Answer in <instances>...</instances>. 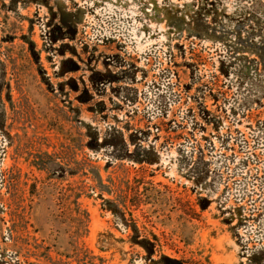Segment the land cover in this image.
I'll return each instance as SVG.
<instances>
[{"label": "rangeland", "instance_id": "374dc122", "mask_svg": "<svg viewBox=\"0 0 264 264\" xmlns=\"http://www.w3.org/2000/svg\"><path fill=\"white\" fill-rule=\"evenodd\" d=\"M262 40L264 0H0V264H253Z\"/></svg>", "mask_w": 264, "mask_h": 264}, {"label": "trees", "instance_id": "16d2710c", "mask_svg": "<svg viewBox=\"0 0 264 264\" xmlns=\"http://www.w3.org/2000/svg\"><path fill=\"white\" fill-rule=\"evenodd\" d=\"M263 42V46H264V40H262ZM264 59V55L262 56ZM264 61V60H263ZM134 163L137 164H142L143 160L139 159V158H132ZM41 169L46 170L47 168V164H42L41 166H39ZM140 243V242H139ZM264 262V251H260L259 254L255 255L253 257V264H263Z\"/></svg>", "mask_w": 264, "mask_h": 264}]
</instances>
